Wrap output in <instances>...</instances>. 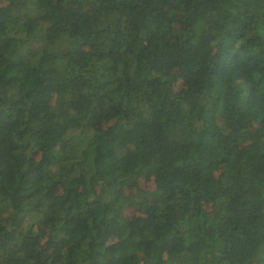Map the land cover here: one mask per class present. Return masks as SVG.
<instances>
[{"label": "trees", "instance_id": "16d2710c", "mask_svg": "<svg viewBox=\"0 0 264 264\" xmlns=\"http://www.w3.org/2000/svg\"><path fill=\"white\" fill-rule=\"evenodd\" d=\"M0 264H264V0H0Z\"/></svg>", "mask_w": 264, "mask_h": 264}, {"label": "rangeland", "instance_id": "374dc122", "mask_svg": "<svg viewBox=\"0 0 264 264\" xmlns=\"http://www.w3.org/2000/svg\"><path fill=\"white\" fill-rule=\"evenodd\" d=\"M144 184H146L147 186H149L151 183L146 181Z\"/></svg>", "mask_w": 264, "mask_h": 264}]
</instances>
